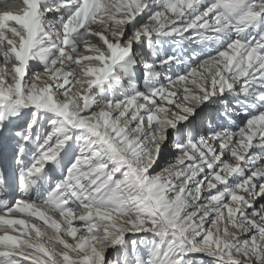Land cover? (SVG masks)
I'll return each instance as SVG.
<instances>
[{"label":"snow or ice","instance_id":"1","mask_svg":"<svg viewBox=\"0 0 264 264\" xmlns=\"http://www.w3.org/2000/svg\"><path fill=\"white\" fill-rule=\"evenodd\" d=\"M3 6L0 264H264V0Z\"/></svg>","mask_w":264,"mask_h":264},{"label":"rangeland","instance_id":"2","mask_svg":"<svg viewBox=\"0 0 264 264\" xmlns=\"http://www.w3.org/2000/svg\"><path fill=\"white\" fill-rule=\"evenodd\" d=\"M0 12L1 11H15V12H19V11H21V9H15V8H13V9H8V8H5V7H2V6H0ZM17 191H18V186H17Z\"/></svg>","mask_w":264,"mask_h":264},{"label":"bare ground","instance_id":"3","mask_svg":"<svg viewBox=\"0 0 264 264\" xmlns=\"http://www.w3.org/2000/svg\"><path fill=\"white\" fill-rule=\"evenodd\" d=\"M0 6L4 7V6H3V0H0ZM0 10H1V9H0ZM21 11H22V9H21ZM1 12H3V11H1ZM13 13L15 14V13H17V12L13 11ZM40 67L42 68V65H41Z\"/></svg>","mask_w":264,"mask_h":264}]
</instances>
